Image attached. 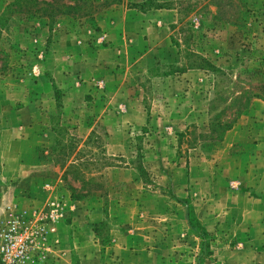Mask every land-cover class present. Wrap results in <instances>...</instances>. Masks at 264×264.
I'll return each mask as SVG.
<instances>
[{"label":"rangeland","instance_id":"rangeland-1","mask_svg":"<svg viewBox=\"0 0 264 264\" xmlns=\"http://www.w3.org/2000/svg\"><path fill=\"white\" fill-rule=\"evenodd\" d=\"M15 1L0 0V214L65 205L30 264H230L245 211L199 221L202 242L186 204L199 220L264 192V0Z\"/></svg>","mask_w":264,"mask_h":264},{"label":"built area","instance_id":"built-area-1","mask_svg":"<svg viewBox=\"0 0 264 264\" xmlns=\"http://www.w3.org/2000/svg\"><path fill=\"white\" fill-rule=\"evenodd\" d=\"M6 206L0 214V264H30L55 244L65 205L49 199L32 209Z\"/></svg>","mask_w":264,"mask_h":264},{"label":"crops","instance_id":"crops-1","mask_svg":"<svg viewBox=\"0 0 264 264\" xmlns=\"http://www.w3.org/2000/svg\"><path fill=\"white\" fill-rule=\"evenodd\" d=\"M236 185V183H235ZM251 192H234L232 195H227L224 198L226 201L225 206L220 205V209L208 211L196 209V215L199 218V221L205 226L207 231H215L217 229L227 228V225H221V221H226L224 217H222V212L229 210L228 215H240L241 211L244 210V215H242V219L238 218L236 224L229 220L228 224H233L234 229L237 230V233H240L241 241L237 242L238 246H242V250H232L233 253L227 254L222 253L226 257L224 259L227 260L228 263L232 264L237 262L236 264H264V192H254L256 196H251ZM248 200L241 206L243 203L239 201ZM248 205L249 207H245ZM238 209V210H237ZM227 214V213H226ZM218 217L215 219V216ZM182 223H180V227H184L187 229L186 221L182 218ZM219 223V224H218ZM177 225V224H176ZM230 252V251H229ZM234 261V262H233Z\"/></svg>","mask_w":264,"mask_h":264},{"label":"trees","instance_id":"trees-1","mask_svg":"<svg viewBox=\"0 0 264 264\" xmlns=\"http://www.w3.org/2000/svg\"><path fill=\"white\" fill-rule=\"evenodd\" d=\"M39 3L37 0H16L14 3H12L9 8L17 7V6H28V7H36ZM39 11L36 8L32 9H26V13L29 17L34 16L35 13ZM38 13V12H37ZM186 219L189 225L190 230L194 231L195 233L200 236L201 241H205L208 237L207 232L203 225L199 222V220L196 218L193 209L190 205L186 204Z\"/></svg>","mask_w":264,"mask_h":264}]
</instances>
